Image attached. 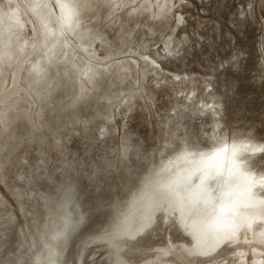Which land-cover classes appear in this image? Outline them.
I'll return each mask as SVG.
<instances>
[{
  "label": "rangeland",
  "instance_id": "374dc122",
  "mask_svg": "<svg viewBox=\"0 0 264 264\" xmlns=\"http://www.w3.org/2000/svg\"><path fill=\"white\" fill-rule=\"evenodd\" d=\"M226 142L260 147L243 163L264 175V0H0V264H45L70 186L84 218L56 258L113 264L96 236ZM160 216L122 262L264 264V229L201 256Z\"/></svg>",
  "mask_w": 264,
  "mask_h": 264
},
{
  "label": "bare ground",
  "instance_id": "6f19581e",
  "mask_svg": "<svg viewBox=\"0 0 264 264\" xmlns=\"http://www.w3.org/2000/svg\"><path fill=\"white\" fill-rule=\"evenodd\" d=\"M62 9L65 15L69 16L71 11L66 7ZM259 149L260 147L250 145V142H226L214 150L202 153L186 149L184 156L179 160H172L168 165L170 169L176 168L172 175L168 172L165 176L152 179L148 191L132 200L128 205V212L113 224V231L94 238L106 242L111 250L118 248L114 252L113 264H125L121 260V250L127 247V243H137V240L144 241L148 237L151 239L154 229L151 232L150 228L154 227L160 215L163 219L173 216L175 227L181 231L179 232L190 236V242L185 238L183 242L187 244V251L192 254L204 256L238 237H243L244 241H257L251 238L252 235L249 236L250 232L248 234L247 230L251 229L254 236L256 232L264 229V195L258 193L264 188V175L246 171L243 162H246L245 155L258 154ZM213 171L218 174V178L212 183L210 173ZM249 183L250 185H247ZM74 196L75 192L70 186L58 203L61 220L55 222V227L50 233L51 241L46 244L45 264H60L56 257L61 250L69 246L75 227L82 226L84 217L74 218L70 208ZM241 229H244L243 236ZM261 233L264 236V231ZM78 264H83V260Z\"/></svg>",
  "mask_w": 264,
  "mask_h": 264
}]
</instances>
